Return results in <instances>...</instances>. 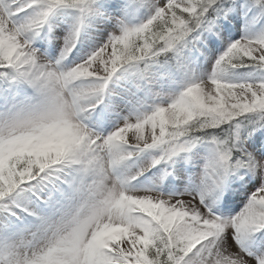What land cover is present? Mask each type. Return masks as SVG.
<instances>
[{
	"label": "snow or ice",
	"instance_id": "1",
	"mask_svg": "<svg viewBox=\"0 0 264 264\" xmlns=\"http://www.w3.org/2000/svg\"><path fill=\"white\" fill-rule=\"evenodd\" d=\"M0 264H264V0H0Z\"/></svg>",
	"mask_w": 264,
	"mask_h": 264
}]
</instances>
